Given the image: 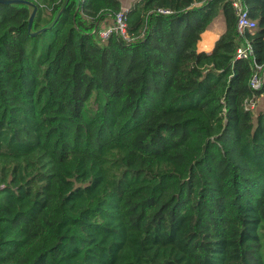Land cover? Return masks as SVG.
<instances>
[{
    "label": "trees",
    "instance_id": "16d2710c",
    "mask_svg": "<svg viewBox=\"0 0 264 264\" xmlns=\"http://www.w3.org/2000/svg\"><path fill=\"white\" fill-rule=\"evenodd\" d=\"M242 3V34L230 0H135L101 39L120 0L0 2V264H264V0Z\"/></svg>",
    "mask_w": 264,
    "mask_h": 264
},
{
    "label": "built area",
    "instance_id": "2783aa9c",
    "mask_svg": "<svg viewBox=\"0 0 264 264\" xmlns=\"http://www.w3.org/2000/svg\"><path fill=\"white\" fill-rule=\"evenodd\" d=\"M234 11H236V27L237 31L242 34L245 30L250 31L255 27L256 22L249 17L248 11L243 6L242 0H230ZM126 9L122 8L121 12L118 13V15L115 17V20L112 24H109L107 26H104L103 29L98 31V35L101 39H105L109 37L111 33H119L121 35H124L126 37V21H125V15L123 14V11ZM158 13H169L170 11L167 9H159L157 11ZM236 55L238 58H248L251 54L250 46L247 42L245 44H242L239 48L236 49ZM253 74L250 77V86L251 88H258L261 85L262 82V75L264 74V66H260L255 64ZM255 103H250L251 108H255Z\"/></svg>",
    "mask_w": 264,
    "mask_h": 264
},
{
    "label": "crops",
    "instance_id": "0c3cea01",
    "mask_svg": "<svg viewBox=\"0 0 264 264\" xmlns=\"http://www.w3.org/2000/svg\"><path fill=\"white\" fill-rule=\"evenodd\" d=\"M122 8L127 9L123 4ZM218 17L204 31H202L200 39L196 44V50L198 52H209L213 48L215 41L222 35L225 29V23L223 16Z\"/></svg>",
    "mask_w": 264,
    "mask_h": 264
},
{
    "label": "rangeland",
    "instance_id": "374dc122",
    "mask_svg": "<svg viewBox=\"0 0 264 264\" xmlns=\"http://www.w3.org/2000/svg\"><path fill=\"white\" fill-rule=\"evenodd\" d=\"M120 1H121V5L123 4V6H126L128 8L129 6H131L134 3L135 0H120ZM219 17H221V16H219ZM254 110L256 113L264 112V94L257 101Z\"/></svg>",
    "mask_w": 264,
    "mask_h": 264
},
{
    "label": "water",
    "instance_id": "95a60500",
    "mask_svg": "<svg viewBox=\"0 0 264 264\" xmlns=\"http://www.w3.org/2000/svg\"><path fill=\"white\" fill-rule=\"evenodd\" d=\"M22 1H24V0H22ZM21 0H0V2L1 3H3V2H7V3H16V2H22ZM26 2V1H25ZM35 10H36V8L35 7H33V10H32V12L30 13V19H29V27H30V24H31V22H32V19H33V15H34V13H35Z\"/></svg>",
    "mask_w": 264,
    "mask_h": 264
},
{
    "label": "bare ground",
    "instance_id": "6f19581e",
    "mask_svg": "<svg viewBox=\"0 0 264 264\" xmlns=\"http://www.w3.org/2000/svg\"><path fill=\"white\" fill-rule=\"evenodd\" d=\"M204 45V44H203ZM199 49V48H198Z\"/></svg>",
    "mask_w": 264,
    "mask_h": 264
}]
</instances>
